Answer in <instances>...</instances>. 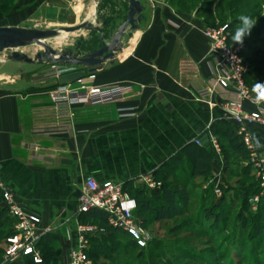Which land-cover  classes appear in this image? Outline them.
Wrapping results in <instances>:
<instances>
[{"label":"crops","instance_id":"1","mask_svg":"<svg viewBox=\"0 0 264 264\" xmlns=\"http://www.w3.org/2000/svg\"><path fill=\"white\" fill-rule=\"evenodd\" d=\"M16 1L10 23L0 28L43 21L74 26L67 23L75 0ZM109 27L105 37L120 25ZM205 28L187 17L144 13L140 29L125 39L113 63L93 79L86 76L81 84L69 85L124 88L123 101L77 105L73 117L61 115L51 100L62 85L39 81L48 65L8 62L0 67L1 179L20 206L42 219L43 230L60 234L68 221H75L87 176L141 187L143 177H155L187 146L215 136L213 125L225 121L221 111L195 97L203 88L220 91L217 56ZM258 131L264 145V129ZM215 159L213 170L220 165ZM71 244L63 253L74 246V232Z\"/></svg>","mask_w":264,"mask_h":264},{"label":"rangeland","instance_id":"2","mask_svg":"<svg viewBox=\"0 0 264 264\" xmlns=\"http://www.w3.org/2000/svg\"><path fill=\"white\" fill-rule=\"evenodd\" d=\"M16 2V0L0 1V26L10 23L8 17L13 12ZM141 2L148 8L145 15H154L160 11L175 18L187 17L197 21L200 25H206L205 29L226 28L229 34L234 33L239 23L238 18L240 15L244 14L255 18L257 23L252 29L251 34L244 38L243 44H233L231 38V46L242 47L243 57L247 60L257 56L255 58L257 59V64L261 68H264V0H141ZM72 5L73 9L69 15L71 22L67 24L76 26L83 23L89 17H93L94 25L99 28H102L104 22L110 26L109 28L113 29L117 25H122L126 20L128 9L127 0H100L98 3L92 0H75ZM28 24H30L27 25L29 26L28 28L31 29L33 27L35 29L37 27V29H61L68 27L66 24L65 26L53 25L55 23L48 21H43L38 25L31 24V22ZM95 33L94 31H81L74 34L62 33L59 38L51 40L48 43L52 44L60 41L62 38L65 39V44L55 48L60 52L76 47L77 43L82 39L85 49L92 50L99 46V37L96 39ZM85 39L91 41L87 44L91 43L94 47L90 48L86 45ZM38 51L39 48L37 46L27 47L22 50L23 53L32 58ZM6 54L8 55V53ZM6 54H0V67L9 62L5 60ZM251 61L246 64L248 72L255 69V63H253V60ZM48 66L50 67V65ZM247 80L250 85H254L256 82L264 80V74L262 72L252 74ZM252 128L256 134V140L259 141V149L264 154V145L257 135L259 129H264V125L255 124ZM214 135L217 138V135ZM224 147L228 150V154L225 156L221 143H219L220 165L218 164L217 170L212 169L208 178L209 180L213 176H220L219 179L224 184L221 197L212 195L210 199L200 202V196L205 194L204 191L206 190L204 187L208 180L205 182V178L203 180H189L187 187L189 190L191 189L190 191L194 190L195 195L187 194L189 199L186 203L188 213L180 215L174 220L169 221L167 226L162 227V224H164L162 221L156 223L150 221L146 225L142 223V216H137L139 209L137 207L133 216V222L138 230L146 234V247H140L133 236L119 230L117 234L123 240L135 245L134 251L130 255L123 254L122 252L119 257L112 258V260L116 259V263H109L103 260L96 262L89 255L92 249L91 242H89L88 256L92 263L148 264V258H146L147 250L150 248L151 243L155 241L161 243V249L156 251L153 264H264V189L260 187L255 176L256 174L251 166L248 152L244 158L238 156L236 151L229 147V144L225 143ZM248 166L252 170L251 175L255 178V180L250 182L245 178L248 176L245 173V168ZM227 169L229 172L225 176ZM223 170L224 172H222ZM250 183L257 187V191L252 197L249 196L251 198L247 199L246 205H243L242 200L238 199V193H241L244 186H248ZM147 192L150 194L151 191L147 188ZM234 192L237 198L236 196H232ZM224 196L226 200L224 203H220V199ZM256 197L259 198L258 202L252 200ZM214 203L220 207L211 208ZM206 209H209L214 216L207 217L204 213ZM215 216L219 218L215 219ZM254 217H258L257 225H255L257 235H253L254 226L250 227L243 220V218L251 220ZM99 220L97 217H79L77 222L67 223L60 234L55 231L51 233L58 238L60 264H62L67 255L66 252L63 253L65 249L64 245L67 247L68 245H72V234L75 232V227L78 223L84 226L99 227L104 230L107 236L111 234L109 230L112 228L108 225L107 220L105 223L100 217ZM7 243L8 240L2 244L0 243L3 262L4 250L7 247ZM138 253H141V255L137 256ZM40 255L42 257L41 252ZM22 261L19 263H22Z\"/></svg>","mask_w":264,"mask_h":264},{"label":"built area","instance_id":"3","mask_svg":"<svg viewBox=\"0 0 264 264\" xmlns=\"http://www.w3.org/2000/svg\"><path fill=\"white\" fill-rule=\"evenodd\" d=\"M205 37L209 40L212 51L217 56L216 85L215 88H203L195 95L199 102H209L212 107H217L223 119L237 129L238 136L247 150L255 176L264 189V154L257 146L256 134L252 126L264 125V102L257 103L250 85L246 79L248 73L244 62L242 47H232L229 44L230 34L226 28L205 29ZM5 60L6 57H5ZM4 60V62H5ZM3 62V63H4ZM77 69L72 66L50 65L45 70L39 81H59L67 74ZM94 78L93 75L90 76ZM82 83V80L79 81ZM126 90L120 87H86L72 88L69 85L54 89L50 95L56 109L61 115L73 117V108L77 105H110L123 101ZM218 102H212L216 100ZM124 111V110H123ZM209 146L212 147L217 160L221 159L218 139L209 135ZM197 145H202L200 140ZM225 170V169H224ZM224 170L222 172H224ZM220 176H213L205 185V190L212 189L217 197L222 196L223 182ZM142 185L151 192H159L163 183L155 180L154 174L146 175L141 180ZM0 209L6 210L8 216L14 221L11 232L14 234L8 239L4 250V263L20 262L30 257L36 264L42 262L38 244L43 237L51 233V229H42V219L34 213L28 212L18 204L15 195L6 188L0 175ZM259 201L256 197L252 199ZM138 204L131 197L126 185L114 181H98L92 176H87L82 184L78 199V209L75 221L91 211L102 213L112 229L122 230L133 236L140 247H146V234L138 230L133 222V216ZM69 223V221L67 222ZM75 244L67 252L62 264H93L89 259V242L92 237L105 234L104 230L96 226H84L79 223L75 227Z\"/></svg>","mask_w":264,"mask_h":264},{"label":"trees","instance_id":"4","mask_svg":"<svg viewBox=\"0 0 264 264\" xmlns=\"http://www.w3.org/2000/svg\"><path fill=\"white\" fill-rule=\"evenodd\" d=\"M231 37L229 36V44L231 45ZM257 57V56H256ZM255 57V58H256ZM253 58V59H252ZM251 59H245L244 62L247 64L249 61L253 60L255 63V69L249 71L246 75V79L250 77L252 74H256L258 72H262L264 74V68H261L257 64V59L252 57ZM252 62V61H251ZM258 67V68H257ZM255 70V71H254ZM248 81V80H247ZM263 81V82H262ZM258 81L260 83H264V80ZM249 83V82H248ZM257 83V82H256ZM213 132L217 135L218 142L221 143L223 148V152L225 156L228 154V150L224 147L225 143L229 144L231 149L236 151L238 156H242L245 158L247 156V150L245 149L242 139L237 134V129L229 124L226 121H221L212 127ZM216 158L211 146H195L193 144L187 146L183 149L179 154H177L171 161L166 163L160 170L159 173L155 174V180L163 183V187L159 192H147L146 187H126L127 191L138 203V214L137 216H142L141 221L145 225L148 222H161L162 227L167 226L168 222L174 220L184 213H188V197L187 194L195 195V191H190L188 189L189 180H203L204 182L208 180L212 166L211 162ZM218 159V158H217ZM250 166L245 168V173L248 175L246 178L247 181H253L255 178L251 175ZM228 169L225 172V176L228 174ZM224 188V187H222ZM189 190V191H188ZM257 191V187L255 185L244 186L241 193H238V199L242 200L243 205L247 204V199L252 197ZM205 194L200 196V202H204L207 199L212 197L213 192L212 189H207L204 191ZM226 196V195H225ZM222 197L220 199V203H224L226 197ZM233 197L237 195L234 192ZM251 196V197H249ZM248 197V198H247ZM198 198V197H197ZM1 194H0V203H1ZM218 204H212L211 208H219ZM207 217L214 216L212 212L208 209L204 212ZM99 217L102 218L105 223L106 219L103 214L97 211H91L87 214H83L80 217ZM219 218L215 216V219ZM258 218V217H257ZM253 218H243V220L250 227H253V235H257L258 233L255 230V225H257L258 219ZM101 221V220H99ZM14 224V221L8 216L6 210L0 209V243H4L14 234L11 232V228ZM110 229V228H108ZM111 234L109 236L102 234L97 237H92L90 239L92 249L89 252L91 258H93L96 262L99 260H103L109 263H116V259L112 260V258L119 257L122 252L123 254L130 255L134 249L136 248L133 243L126 242L122 239L120 235L117 234L119 230H109ZM128 234V233H127ZM57 236L51 233L47 234L45 237L41 239L38 244V249L42 254V262L40 264H60L58 253L60 251L58 247ZM161 249V243L155 242L151 243L150 248L147 250L148 264H153L155 261V253L156 251ZM2 249L0 250V264H5L3 259L1 258ZM141 255L138 253L137 256ZM8 264H36L34 260L30 257L24 258L22 263L14 262Z\"/></svg>","mask_w":264,"mask_h":264},{"label":"water","instance_id":"5","mask_svg":"<svg viewBox=\"0 0 264 264\" xmlns=\"http://www.w3.org/2000/svg\"><path fill=\"white\" fill-rule=\"evenodd\" d=\"M95 3L100 0H92ZM128 9L125 22L112 35L105 37V29L109 25L103 23L102 28L96 27L93 17L83 23L61 29H31L20 27L0 28V54H6L9 62L28 65H59L72 66L77 70L59 79L62 86L79 82L86 76L95 75L105 69L107 63H113L116 55L123 51L124 41L130 34L137 32L143 23L146 5L141 0H127ZM81 31L96 32L99 35V46L92 50L85 49L82 39L76 47L57 51L48 42L59 38L62 33L74 34ZM37 46L39 51L32 58L22 50ZM203 146H209L208 135L201 138Z\"/></svg>","mask_w":264,"mask_h":264},{"label":"clouds","instance_id":"6","mask_svg":"<svg viewBox=\"0 0 264 264\" xmlns=\"http://www.w3.org/2000/svg\"><path fill=\"white\" fill-rule=\"evenodd\" d=\"M238 19L239 23L237 24L231 38L233 44L242 45L244 38L251 34V31L255 27L257 20L249 15L244 14L240 15ZM252 91L255 94V101L257 103L264 102V83H255ZM257 146H260L259 141H257Z\"/></svg>","mask_w":264,"mask_h":264},{"label":"bare ground","instance_id":"7","mask_svg":"<svg viewBox=\"0 0 264 264\" xmlns=\"http://www.w3.org/2000/svg\"><path fill=\"white\" fill-rule=\"evenodd\" d=\"M64 42H65V39L62 38L60 41H56V42H54L52 44L50 43V44L53 48H57V47H60L61 45L65 44Z\"/></svg>","mask_w":264,"mask_h":264}]
</instances>
